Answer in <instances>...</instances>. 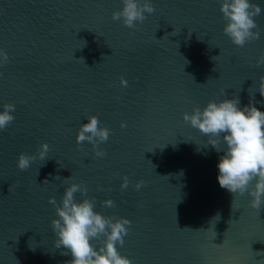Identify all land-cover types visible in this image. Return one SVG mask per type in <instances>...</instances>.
<instances>
[{"label":"water","instance_id":"1","mask_svg":"<svg viewBox=\"0 0 264 264\" xmlns=\"http://www.w3.org/2000/svg\"><path fill=\"white\" fill-rule=\"evenodd\" d=\"M151 3L154 13L129 29L111 19L121 0H0V50L9 57L0 66V111L15 105L0 131V264H68L53 244L48 200L59 206L71 183L89 189L102 216L130 221L117 252L132 264H264V195L254 210L247 192L220 188L222 152L182 120L193 107L237 95L238 107L251 101L264 112L255 87L248 93L264 76L255 65L264 0H250L262 9L254 17L261 35L243 48L222 31L220 0ZM88 116L111 130L98 145L103 159L75 142ZM43 143L47 160L20 171L18 155ZM106 199L115 207H102Z\"/></svg>","mask_w":264,"mask_h":264},{"label":"clouds","instance_id":"2","mask_svg":"<svg viewBox=\"0 0 264 264\" xmlns=\"http://www.w3.org/2000/svg\"><path fill=\"white\" fill-rule=\"evenodd\" d=\"M121 3V10L113 12L111 19L114 22L120 21L129 29H135L147 18L145 14L151 15L155 11L151 0H121ZM261 11V7L250 3V0H220L219 12L225 21L222 30L224 35L238 48L258 40L261 32L254 17L259 16ZM212 60L214 61V57ZM8 61L7 53L0 50V66ZM255 65H264V52L256 59ZM119 85L127 87V81L121 77ZM253 87L254 93L258 92L264 98V76H260L258 83L248 89L250 96L254 95L250 94ZM220 94L225 95V90H221ZM239 104L238 95L220 102L209 101L203 109L193 107L191 114L184 113L182 120L208 137L207 147L210 146L218 153L222 152L216 165L219 187L227 190L233 197L247 192L251 197L249 207L258 210L264 195V112L253 106L251 101L243 108L238 107ZM14 111V104L3 105V111H0V131L7 129L13 122L14 116L10 113ZM126 126L121 122L122 129ZM110 134L111 130L101 126L96 116H88L87 123L81 124L75 142L77 145L87 142L92 147V156L103 159L106 152L98 149V145L106 143ZM48 152L49 145L40 144L34 155L19 154L16 166L20 171H26L33 162L46 161ZM58 178L60 177H55ZM69 179L71 176L64 180ZM121 180L119 187L124 191L129 186V180L126 176L121 177ZM142 186L143 181H138L133 185V190L138 191ZM102 190L97 188V191ZM88 191L83 184L71 183L64 189L59 206L54 198H49L48 203L53 206L57 217L51 220V229L55 236L54 247L63 249L61 255L71 257L68 264H132L117 252V245H124L130 221L105 217L96 212L95 197L87 198ZM76 193L85 198L77 202L74 196ZM101 206L112 208L115 204L113 200L106 199L101 202ZM217 217L220 218L219 214L215 218ZM101 237H104L102 241ZM92 241H100L101 246L94 247Z\"/></svg>","mask_w":264,"mask_h":264}]
</instances>
